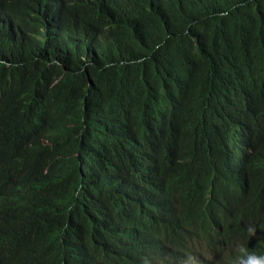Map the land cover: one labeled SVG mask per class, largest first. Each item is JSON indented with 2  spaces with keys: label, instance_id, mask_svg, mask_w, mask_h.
Listing matches in <instances>:
<instances>
[{
  "label": "trees",
  "instance_id": "trees-1",
  "mask_svg": "<svg viewBox=\"0 0 264 264\" xmlns=\"http://www.w3.org/2000/svg\"><path fill=\"white\" fill-rule=\"evenodd\" d=\"M212 169L216 260L264 252V0H0V264L115 261Z\"/></svg>",
  "mask_w": 264,
  "mask_h": 264
},
{
  "label": "clouds",
  "instance_id": "clouds-1",
  "mask_svg": "<svg viewBox=\"0 0 264 264\" xmlns=\"http://www.w3.org/2000/svg\"><path fill=\"white\" fill-rule=\"evenodd\" d=\"M235 142V139H231L227 145V150H231ZM225 181L226 175L224 172L212 169V173L208 175L204 183L203 197H208L209 200L222 204V187ZM159 188L160 185L155 184L153 188L149 187L142 190L144 194L142 198V217L152 223L150 228L151 237L149 239L145 240L143 244L136 243L127 246V249L121 251L122 254L115 261L106 262V258L103 257L102 261L71 262V264H194L195 257L199 253L200 238L191 230L186 232V229H191L192 225L187 219H184L181 213L179 216L172 218L170 213L165 212L166 201L163 203V199L166 193L163 191L161 193ZM191 206V208L188 207L187 215H192L198 209L196 205ZM156 211H160L162 217L159 215L153 221ZM184 221H186L185 234L188 237L183 242L169 244L160 239L161 237L175 238L179 236ZM176 223L178 224L177 229L174 228ZM223 225L224 221L218 223L213 235V242L217 241ZM246 231L252 237L256 234L257 228L254 224H249ZM137 232L138 230L135 229L133 235L137 234ZM232 253V255L223 259V264H264V252L250 250L245 243H235L232 246ZM214 256L213 264H220L216 260V252H214Z\"/></svg>",
  "mask_w": 264,
  "mask_h": 264
},
{
  "label": "bare ground",
  "instance_id": "bare-ground-1",
  "mask_svg": "<svg viewBox=\"0 0 264 264\" xmlns=\"http://www.w3.org/2000/svg\"><path fill=\"white\" fill-rule=\"evenodd\" d=\"M202 199L203 200L201 201V203L199 205H196L198 209L195 210L192 215H187L186 213L182 215L184 219H187L191 223L192 232L200 238L198 247L199 253L195 257L194 264H213L215 250H213L212 241L215 229L219 222L224 221V216L226 214L231 215L232 209L235 208L237 210H240V208L237 205V202H235L234 200L233 204H221L220 202L209 200L208 197H203ZM165 201L167 204H172L174 206V208H172V206L169 205L167 207V212L170 213L172 216L177 217V213L179 212V210L170 200L167 194L163 199V203H165ZM184 201L188 202V206L190 208L192 207L190 205L187 193L184 198ZM233 216L234 215H231L229 216V218H233Z\"/></svg>",
  "mask_w": 264,
  "mask_h": 264
}]
</instances>
